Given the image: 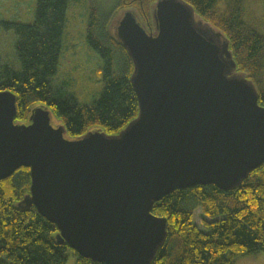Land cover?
<instances>
[{"label": "water", "instance_id": "water-1", "mask_svg": "<svg viewBox=\"0 0 264 264\" xmlns=\"http://www.w3.org/2000/svg\"><path fill=\"white\" fill-rule=\"evenodd\" d=\"M184 0H156L153 30L123 12L138 113L115 135L71 138L42 106L16 122V95L0 91V180L29 169L28 201L78 255L150 264L166 237L154 202L176 189L229 190L264 163V106L221 33ZM221 36V37H220Z\"/></svg>", "mask_w": 264, "mask_h": 264}, {"label": "trees", "instance_id": "trees-1", "mask_svg": "<svg viewBox=\"0 0 264 264\" xmlns=\"http://www.w3.org/2000/svg\"><path fill=\"white\" fill-rule=\"evenodd\" d=\"M197 17L221 33L236 64L264 106V37L242 20L243 0H184ZM156 0L90 3L86 44L99 56L102 90L91 104H80L64 87H55L62 34L70 0H36L31 22L0 20L15 34L17 64L0 60V91L16 95V122H26L36 106L75 138L97 128L115 135L136 117L138 105L130 83L133 69L126 48L110 29L118 9L132 13L149 31ZM87 5V3H86ZM29 169L20 167L0 180V264H104L76 254L56 226L29 203ZM204 219L198 227L193 216ZM151 213L166 219V237L150 264H235L239 257L264 254V163L237 186L176 189L153 203Z\"/></svg>", "mask_w": 264, "mask_h": 264}, {"label": "rangeland", "instance_id": "rangeland-1", "mask_svg": "<svg viewBox=\"0 0 264 264\" xmlns=\"http://www.w3.org/2000/svg\"><path fill=\"white\" fill-rule=\"evenodd\" d=\"M117 0H70L66 22L62 34V46L59 55L57 72L53 79L55 87H64L67 93L73 94L80 104H91L102 90L101 72L102 61L99 56L86 44L85 29L90 3L111 5ZM87 3V5H86ZM36 0H0V20L27 23L34 15ZM122 9L111 21L110 29L122 17ZM196 19H199L195 16ZM242 20L264 37V0H243ZM221 37V36H220ZM15 34L12 28L5 29L0 25V60L16 65L14 53ZM54 125L59 124L55 119ZM204 219L199 208L194 212V223L202 228ZM65 264H75L72 254ZM235 264H264V254L245 255L236 259Z\"/></svg>", "mask_w": 264, "mask_h": 264}]
</instances>
